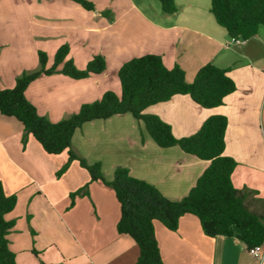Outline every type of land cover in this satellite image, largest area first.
Here are the masks:
<instances>
[{"label":"crops","instance_id":"1","mask_svg":"<svg viewBox=\"0 0 264 264\" xmlns=\"http://www.w3.org/2000/svg\"><path fill=\"white\" fill-rule=\"evenodd\" d=\"M174 1L177 11L167 14L159 0L120 1L119 9L93 2L92 10L72 0H0V83L11 88L23 71L38 69V51L53 62L67 44V58L79 69L101 54V73L75 79L54 72L28 84L25 96L37 112L58 121L106 91L120 94L117 71L133 57L158 54L167 68L180 66L187 82L208 62L228 69L236 88L222 105L204 108L178 94L146 112L168 123L176 137L195 133L210 115L224 114V154L237 161L233 185L248 190L244 203L264 217V30L227 46L230 36L210 12V0ZM23 137L22 123L0 112V183L16 196L5 215L14 220L7 237L16 264H134L139 248L116 229L114 190L90 181L77 160L58 176L67 151L49 154L31 134L24 144ZM71 142L77 154L100 163L106 180L117 166L126 167L170 199L185 196L209 165L177 145L159 147L131 113L87 121ZM85 184L87 193L70 205V193ZM154 234L164 264H264V248L258 257L235 237H210L194 214L182 215L175 230L154 221Z\"/></svg>","mask_w":264,"mask_h":264},{"label":"trees","instance_id":"2","mask_svg":"<svg viewBox=\"0 0 264 264\" xmlns=\"http://www.w3.org/2000/svg\"><path fill=\"white\" fill-rule=\"evenodd\" d=\"M72 1L85 9H94L91 0ZM159 3L163 13L177 11L174 0H159ZM210 12L230 38L246 40L260 28L264 30V0H210ZM67 54V44L60 46L52 65L47 67L46 53L38 51V69L18 75L11 88H4L0 83V112L22 123V141L26 134H31L49 154L67 151V161L58 173L64 172L71 161L77 160L88 171L90 181H101L114 190L120 210L116 229L118 233L132 237L139 248L134 264H164L154 234V221L175 230L184 214L196 215L202 230L210 237H235L248 248L264 245V217L244 203L248 190H239L232 182L237 161L224 154L227 117L224 114L210 115L195 133L176 137L168 123L158 115L146 112L149 106L178 94L188 95L204 108L222 105L226 96L236 88L228 69L208 62L198 69L191 82H187L180 66L167 68L158 54L133 57L117 71L120 94L106 91L99 99L83 103L70 116L51 121L40 115L25 96L32 80L54 72L80 79L101 73L106 68L101 54L92 56L83 69L77 68ZM122 113H131L141 120L159 147L177 145L182 151L209 161L185 196L170 199L153 184L131 176L128 169L122 166L114 169L113 177L108 181L98 161H88L73 150L72 135L83 123ZM87 186L85 184L70 193V205H73L76 196L87 193ZM15 204L16 196L7 195L0 183V264H16L7 237L14 220L5 218Z\"/></svg>","mask_w":264,"mask_h":264},{"label":"rangeland","instance_id":"3","mask_svg":"<svg viewBox=\"0 0 264 264\" xmlns=\"http://www.w3.org/2000/svg\"><path fill=\"white\" fill-rule=\"evenodd\" d=\"M91 1H93V0H91ZM120 1L121 2H123V1H125V0H95V1H93V2H96V3H98V6L100 7V3L101 2H105V3H107V6H108V8L109 9H119L120 7H121V3H120ZM95 5V4H94ZM5 9V8H4ZM262 29V28H261ZM30 42H29V40L26 38V37H24V41H23V45L24 46H29L30 44H29ZM55 55V54H54ZM52 61L54 60V57H52V59H51ZM38 62H39V59H38ZM51 63H53V62H47L46 63V66L47 67H49V66H51L52 64ZM22 71V70H21ZM23 72H27V71H23ZM22 72V73H23ZM21 73V72H20ZM68 117V116H67ZM28 134H26V136H27ZM25 141H26V137H25V139L22 141L23 142V144L25 143ZM67 161V160H66ZM66 161L64 162V164L66 163ZM72 162V161H71ZM70 162V163H71ZM63 164V165H64ZM62 165V166H63ZM62 166L60 167V169L62 168ZM60 169L57 171V175L59 176L60 174H62L63 172H61V173H58L59 171H60ZM30 218H31V216H30Z\"/></svg>","mask_w":264,"mask_h":264},{"label":"built area","instance_id":"4","mask_svg":"<svg viewBox=\"0 0 264 264\" xmlns=\"http://www.w3.org/2000/svg\"><path fill=\"white\" fill-rule=\"evenodd\" d=\"M244 39H237V38H230V40L227 42V46L229 45H234V44H240V43H244ZM263 246H254V247H250L248 248V251L250 254L258 256V257H262V252H263Z\"/></svg>","mask_w":264,"mask_h":264}]
</instances>
